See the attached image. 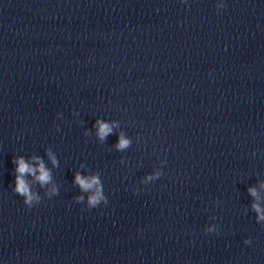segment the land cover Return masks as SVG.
Masks as SVG:
<instances>
[{"label":"clouds","instance_id":"1","mask_svg":"<svg viewBox=\"0 0 264 264\" xmlns=\"http://www.w3.org/2000/svg\"><path fill=\"white\" fill-rule=\"evenodd\" d=\"M226 7V5H225ZM97 135L101 141H104L106 137L112 133V125L102 120H97ZM59 130V129H58ZM130 146V140L127 139L123 134L119 135L118 143L116 148L118 151H123ZM49 157L52 159L53 165H56V158L52 156L51 152L48 153ZM31 160L36 161L33 165L23 156H14L12 163L14 164L15 173V186L12 187V191L23 198V203L29 208H33L41 202V196L37 194L34 190L33 185L38 184L40 188H45L46 185L52 183V175L50 170H48L43 161L39 157H31ZM31 176L33 179L30 181L27 179ZM160 178V173H154L145 177L142 183L147 181L157 180ZM74 183L79 186L82 193H87L86 207L88 209L96 208L100 204L107 205L108 199L104 193L103 182L99 173L91 175H82L79 172L75 174ZM264 188V183L260 185ZM249 194L255 198V202L252 203L251 208L256 213V221L258 223L264 222V207L261 206L260 196L254 187L248 189ZM58 194L57 187L53 184L50 191L45 192V195L50 198ZM76 203H84L85 196L77 195L74 197ZM218 229L213 226L205 229L206 233L216 232ZM245 244H249L250 240L246 239Z\"/></svg>","mask_w":264,"mask_h":264}]
</instances>
